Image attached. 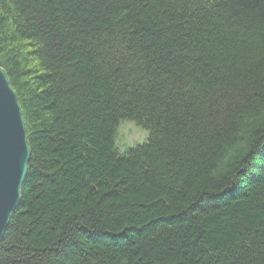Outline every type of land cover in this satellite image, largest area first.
I'll return each instance as SVG.
<instances>
[{"label": "trees", "instance_id": "trees-1", "mask_svg": "<svg viewBox=\"0 0 264 264\" xmlns=\"http://www.w3.org/2000/svg\"><path fill=\"white\" fill-rule=\"evenodd\" d=\"M0 67L31 148L0 264H264V0H0Z\"/></svg>", "mask_w": 264, "mask_h": 264}, {"label": "water", "instance_id": "water-1", "mask_svg": "<svg viewBox=\"0 0 264 264\" xmlns=\"http://www.w3.org/2000/svg\"><path fill=\"white\" fill-rule=\"evenodd\" d=\"M30 156L17 95L0 67V242L20 202Z\"/></svg>", "mask_w": 264, "mask_h": 264}, {"label": "rangeland", "instance_id": "rangeland-1", "mask_svg": "<svg viewBox=\"0 0 264 264\" xmlns=\"http://www.w3.org/2000/svg\"><path fill=\"white\" fill-rule=\"evenodd\" d=\"M148 131L131 120H120L116 129V146L120 151L145 141Z\"/></svg>", "mask_w": 264, "mask_h": 264}]
</instances>
